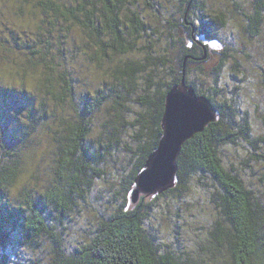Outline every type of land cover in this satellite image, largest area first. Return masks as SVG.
<instances>
[{"label": "clouds", "instance_id": "obj_1", "mask_svg": "<svg viewBox=\"0 0 264 264\" xmlns=\"http://www.w3.org/2000/svg\"><path fill=\"white\" fill-rule=\"evenodd\" d=\"M78 4L87 14L75 10ZM165 7L175 10L167 0ZM148 9L146 0H120L111 9L105 0H89L88 4L83 0H0V87L27 93L38 109L49 113L48 119L36 124L27 114L22 115L27 138L12 152L0 153V190L10 203L22 206L31 196L64 186L76 172L72 157L65 159L71 154L68 148L81 136L97 145H114L104 159L105 176L91 182L100 188L114 186L122 197L126 194L137 170L144 167L145 151H154L162 134L158 107L163 98L161 90L173 83L179 85L182 78L179 71L165 73L153 68L154 58L167 55L163 43L132 35L118 41L111 28L108 17L120 14L127 22V10L153 23L155 12ZM202 11L221 34L234 39L235 47H223V62L231 65L242 81L233 91L224 88V79L214 83L210 74L197 80L196 88L202 89V95L214 104L226 105L234 121V126L225 119L217 123L222 136L233 132L232 139L211 144L210 150L221 172L240 186L241 193L259 190L264 195V25L258 35L248 34L251 0H203ZM97 20L102 35L92 23ZM24 45L34 52L25 51ZM146 60L150 61L147 65ZM142 67L145 70L134 71ZM106 85L134 89L135 94L130 100H102L81 119L77 98L87 94L99 100ZM137 98L151 100L153 107L137 106ZM178 165L170 182L153 192L155 199L153 193L146 194L145 199L155 208L151 214L154 226L171 240L174 224L180 225L186 242L180 264H233L235 247L224 241L218 247L209 235L220 219V186L210 174L186 171L182 159ZM252 171L257 175H251ZM95 213V209L78 206L72 210V218L83 224L85 219L95 221ZM191 237L199 239L195 244L187 243ZM42 243L40 264H56L53 241L45 239ZM249 264L264 261L254 254Z\"/></svg>", "mask_w": 264, "mask_h": 264}, {"label": "trees", "instance_id": "obj_2", "mask_svg": "<svg viewBox=\"0 0 264 264\" xmlns=\"http://www.w3.org/2000/svg\"><path fill=\"white\" fill-rule=\"evenodd\" d=\"M119 2L120 0H105L109 9ZM83 3L88 4L89 0H83ZM167 3L175 10L166 8L165 0H160L155 6L147 2V7L155 12L157 18L153 23L148 22V17L131 10H127V22L120 14L109 16L117 40L123 41L125 35H132L142 36L145 41L163 43L167 55L160 59L154 58L153 68L165 73L179 71L182 73L181 80L184 79L187 86L194 88L197 95H202V89L196 88L197 80H204L206 74H210L214 83L224 79V88H228L224 53L215 66L208 70L199 65V62H204L209 56L208 41L221 35L218 26L202 11L203 0H167ZM251 6L253 15L248 26L250 36L258 35L260 27L264 25V0H251ZM75 10L87 14L83 5L78 4ZM68 11H73L71 3L68 4ZM92 23H95L97 33L102 35L100 22L97 20ZM25 47L30 54L34 52L31 46ZM148 50L151 52V46ZM149 63L150 61H145V65ZM143 70V67L134 69ZM174 85L177 84L173 83L170 88L161 90L163 98L158 106L161 133L165 96ZM105 87L106 92L100 94L99 100L91 99L87 94L77 98V113L81 119L90 115L102 100L111 97L130 100L135 94L134 89L129 91L123 87ZM140 87L137 85V88ZM237 88L235 86L232 90ZM21 94L5 87L0 88V153L12 152L21 143L19 140L27 138L26 126L20 120L22 115L27 114L34 124L49 118V113L34 105L32 97ZM22 101L28 102L29 107H25ZM135 103L140 107H153L152 101L148 99L137 98ZM211 103L218 111L217 121L209 123L202 132L184 142L176 160L177 170L178 161L182 159L186 171L210 174L220 186V219L213 226L215 231L209 235L218 247L223 246L221 241L235 247L233 264H249V259L254 254L260 261H264V195L259 190L241 193L240 186L221 172L210 145L230 142L233 132L229 131L222 136L221 128L216 125L225 119L234 126V121H231V110L226 105ZM15 129L18 131L17 135L14 134ZM242 135L247 137V131H243ZM161 136L162 134L156 139L154 150ZM110 147L113 148L114 145L105 147L94 144L83 136L79 137L68 148L70 156L65 157L66 160L72 157L76 164L73 176L70 175L59 190L31 196L22 206L10 203L0 190V264H40V249L45 239L54 243L56 264H180V254H183L185 248L181 246L183 238L180 235V225L174 224L176 231L170 240L158 226H154L155 217L151 214L155 208L145 199L146 195H142L137 204L133 205L129 201L135 177L142 167L137 170L123 197L121 191H117L114 186L100 188L91 182L105 176L103 163L106 153L112 151ZM151 153V148L145 151L143 165ZM254 174L255 171H252L251 175ZM93 194L97 199L99 196L104 197L105 205L110 210L95 214V221L85 219L81 224L78 219L72 218V210L82 206V203L89 205ZM121 199L124 200L123 203H120ZM70 223L75 227L69 226ZM198 239L191 237L187 242L195 244Z\"/></svg>", "mask_w": 264, "mask_h": 264}, {"label": "water", "instance_id": "obj_3", "mask_svg": "<svg viewBox=\"0 0 264 264\" xmlns=\"http://www.w3.org/2000/svg\"><path fill=\"white\" fill-rule=\"evenodd\" d=\"M217 119L218 111L207 97L197 95L184 79L174 85L165 96L162 136L135 177L130 203L137 204L142 195L153 193L170 182L177 171L176 160L184 142Z\"/></svg>", "mask_w": 264, "mask_h": 264}, {"label": "rangeland", "instance_id": "obj_4", "mask_svg": "<svg viewBox=\"0 0 264 264\" xmlns=\"http://www.w3.org/2000/svg\"><path fill=\"white\" fill-rule=\"evenodd\" d=\"M159 1L160 0H146V2H148L150 5H154V6ZM138 8H139V5H138ZM149 11H152V9L149 8ZM190 45L191 44H189V46ZM207 45H208V50H209V56H208L207 60H205L204 62H201V63L199 62V65L203 66V68H205V70H208V69L214 67L215 64L220 60L222 53H223L224 45H227L228 47H235V42H234L233 38H231L229 36H224L223 34H221L218 37L213 38L211 41H208ZM27 49L28 48L25 47V45H24V50L28 51ZM199 65H197V66H199ZM192 66L195 67L196 65L192 64ZM225 69L228 71L227 74H225L226 80L229 84L228 88L231 87L233 89L235 86H239V84L242 82L241 78H240V76L235 74V72L232 70L231 65L225 63L224 64V71H225ZM17 94H21V93L17 92ZM25 94L27 95V93H22L21 95H24L26 97ZM22 104H24L25 107H29L28 102H26V101L25 102L22 101ZM10 105L12 106L13 104H10ZM15 133L17 135V133H18L17 129L14 130V134ZM5 137H7V136H5ZM19 141L22 142L23 140H19ZM109 149H110V151L113 150V148H111V147ZM254 175H257V173L255 172ZM104 200H106V199H104V197L99 196V198L97 199V198H95V194H93L92 199L90 201V204L88 205V204L82 203V206L95 209L96 210L95 214H97V213L100 214V212L106 213V211H109L110 208L105 205ZM88 220H90V219H88ZM69 226H72V223H70ZM72 227H75V225H73ZM75 232L79 233L78 231H75ZM187 243H190V242H187ZM185 245H186V242L184 240H182L181 246H185Z\"/></svg>", "mask_w": 264, "mask_h": 264}]
</instances>
